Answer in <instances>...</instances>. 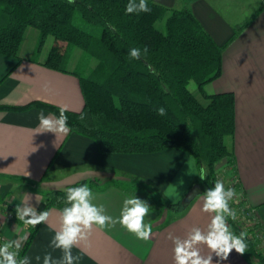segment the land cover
<instances>
[{
  "label": "crops",
  "instance_id": "obj_1",
  "mask_svg": "<svg viewBox=\"0 0 264 264\" xmlns=\"http://www.w3.org/2000/svg\"><path fill=\"white\" fill-rule=\"evenodd\" d=\"M156 1L170 7L187 1L220 44L228 41L237 22L254 15L226 45L222 73L206 85V90L234 93L235 129L229 145L246 200L264 227V0L255 8L246 4L242 12L236 7L242 0H225L227 6L235 4L228 15L218 7L217 0ZM29 29L19 57L0 53V105L44 100L72 110L82 109L84 95L78 75L43 64L51 50L63 53L66 42L54 38L44 51L37 46L39 31ZM41 111L45 116L57 117L40 107H0V199L5 200L3 205L0 200V244L27 237L32 229L17 219V205L27 202L42 211L47 192L80 181L92 189L93 202L104 205L113 217H119L123 201L129 196L147 201L151 208L145 223L152 224V237L139 240L119 224L106 229L94 225L88 239L73 248V253L82 257L79 264H174L169 233L183 237L192 226L206 229L212 214L202 211L205 191L184 211L163 203L179 200L194 186L199 173L193 155L178 147L154 152H102L93 138L75 131L66 136L43 132L37 119ZM171 185L177 186L179 195L169 198L164 193ZM148 196L155 197V203L148 201ZM48 211L49 220L37 226L24 254L33 257L32 264H37L36 255L43 257L45 252H52L54 257L61 255L48 247L60 228L61 209L51 207ZM207 251L203 247V252ZM213 259L215 264V256ZM220 264L252 261L246 252L240 255L233 250Z\"/></svg>",
  "mask_w": 264,
  "mask_h": 264
},
{
  "label": "trees",
  "instance_id": "obj_2",
  "mask_svg": "<svg viewBox=\"0 0 264 264\" xmlns=\"http://www.w3.org/2000/svg\"><path fill=\"white\" fill-rule=\"evenodd\" d=\"M135 2L138 4L139 0ZM147 3L149 12L127 14L129 0H75V3L0 0V53L19 57L29 27L39 31L38 48L48 35L64 40L63 53L51 50L43 64L78 75L84 95L80 110L44 100L0 107L12 110L40 107L57 117L64 108L70 131L93 138L102 152H154L178 147L194 156L198 173L204 170L206 179L198 176L195 182L202 185V192L214 186L218 166L224 161L236 175L233 186L242 197L238 204L241 212L251 214L254 207L246 200L233 149L225 140L235 129L234 93H209L206 85L221 75L226 45L254 15L237 22L228 41L220 44L187 1L173 7L156 0H147ZM76 12L82 19L81 24L74 20ZM75 47L83 48L97 59L87 76L62 66L68 51ZM133 48L141 50L139 59L130 58ZM191 80L196 83L195 89L189 86ZM161 107L165 109L163 116L158 113ZM82 184L85 182L47 192L42 211L51 207L62 210L67 188ZM186 194L175 202L163 203L168 208L184 211L191 203L185 202ZM0 200L3 205L5 200ZM156 200L148 196L151 203ZM234 204L230 202L232 208ZM255 220L251 230L243 228L237 219L229 218L228 223L235 234L247 233L246 253L252 264H264V248L257 236L258 231L264 235V227L258 218ZM36 228L32 227L22 244L21 256Z\"/></svg>",
  "mask_w": 264,
  "mask_h": 264
},
{
  "label": "clouds",
  "instance_id": "obj_3",
  "mask_svg": "<svg viewBox=\"0 0 264 264\" xmlns=\"http://www.w3.org/2000/svg\"><path fill=\"white\" fill-rule=\"evenodd\" d=\"M68 3H75V0H68ZM149 11L147 0H139L138 4L135 0H129L126 6L127 14ZM146 53L145 48L144 54ZM141 55V50L137 48L129 52L132 59H139ZM158 113L161 116L165 115V109L159 108ZM80 118L83 120L84 116L81 115ZM37 119L43 132L64 136L70 132L64 108L60 109L56 118L45 116L41 111ZM189 167L191 171V164ZM199 177L201 180L206 179L203 169L200 170ZM164 195L169 198L178 196L177 186L171 185ZM234 197H237L236 190L231 187L225 188L220 180L215 181L214 186L203 193L202 211L212 214L210 223L206 229L190 227L183 237L169 233L168 239L174 245V264H214V256L215 264H220L229 259L233 250L240 255L247 251V233L242 231L238 235L235 234L228 223L229 218L233 221L237 219L235 210L230 206ZM94 199L93 191L88 184L67 188L65 207L61 210L60 228L55 231L48 244L53 251L59 250L61 255L54 257L52 252H45L43 257L36 255L34 259L37 264H40L41 260L42 264H79L82 257L74 254L73 248L88 239L94 225L106 229L119 224L139 240L148 241L152 237V224L145 223V217L148 216L151 208L147 201L135 195L129 196L123 201L119 217H113L106 213L104 205L94 203ZM15 213L17 219L33 228L46 223L50 216L48 210L38 212L27 202L23 206L17 205ZM25 239L27 237L7 240L0 244V264H32L33 257L20 255L22 240ZM203 247L208 249L207 253L203 252Z\"/></svg>",
  "mask_w": 264,
  "mask_h": 264
},
{
  "label": "rangeland",
  "instance_id": "obj_4",
  "mask_svg": "<svg viewBox=\"0 0 264 264\" xmlns=\"http://www.w3.org/2000/svg\"><path fill=\"white\" fill-rule=\"evenodd\" d=\"M219 2L218 7L222 9L224 13L232 14V11H230L235 4L228 3L229 6L225 3V0H217ZM243 3L237 5V9L242 12L243 7L248 6L249 4H252V7H256L258 4L262 3L263 0H242ZM228 2V1H227ZM233 2V1H232ZM246 12V11H245ZM227 14V15H228ZM234 16V15H232ZM74 20L77 24H81V17L79 13L76 12L74 16ZM32 30L33 27H30ZM35 28V27H34ZM38 30V29H37ZM29 34V32H28ZM54 37L52 35H48L44 42L41 44V47H43V50L45 51L48 49L52 43H53ZM76 49L69 50L67 55L65 56V59L62 61V66L68 69H75L78 72L82 73V75H89L91 71L94 69V66L97 63V59L90 55L86 50H83V48L75 47ZM42 55V54H41ZM189 86L193 89L196 88V83L191 80L189 83ZM196 92L197 89H196ZM230 135L225 136V140L227 143H229V137ZM224 162V161H223ZM234 178V179H233ZM236 179V175L232 171L231 167L227 163H220L218 166V174H217V180H220L224 183L225 188H234L233 184ZM237 193V192H236ZM242 197H240L237 193V197L233 198V201L231 203L235 204L233 205V209L235 210L237 214V221L238 223L243 227L246 228V230H249L251 227H253L254 224H252V220L247 218V215H244L243 212H241V208L238 206L239 201ZM251 230V229H250ZM253 235V232H252ZM259 246V245H258ZM260 247V246H259Z\"/></svg>",
  "mask_w": 264,
  "mask_h": 264
},
{
  "label": "water",
  "instance_id": "obj_5",
  "mask_svg": "<svg viewBox=\"0 0 264 264\" xmlns=\"http://www.w3.org/2000/svg\"><path fill=\"white\" fill-rule=\"evenodd\" d=\"M202 185L200 183L194 184V186L189 190L185 196V202H191L198 194L202 192Z\"/></svg>",
  "mask_w": 264,
  "mask_h": 264
},
{
  "label": "built area",
  "instance_id": "obj_6",
  "mask_svg": "<svg viewBox=\"0 0 264 264\" xmlns=\"http://www.w3.org/2000/svg\"><path fill=\"white\" fill-rule=\"evenodd\" d=\"M247 218H249V219H251L252 220V224H256V220H255V218H257V215H256V212H255V208L254 209H252L251 210V214H248L247 216H246ZM255 217V218H254ZM253 225V226H254ZM257 236H258V238H259V240H260V243H259V245L261 246V247H263L264 248V235L261 233V232H257Z\"/></svg>",
  "mask_w": 264,
  "mask_h": 264
}]
</instances>
